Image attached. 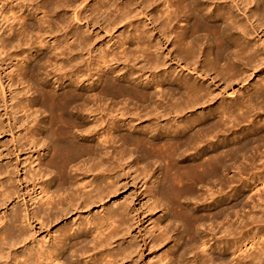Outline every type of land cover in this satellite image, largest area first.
<instances>
[{
    "label": "bare ground",
    "instance_id": "obj_1",
    "mask_svg": "<svg viewBox=\"0 0 264 264\" xmlns=\"http://www.w3.org/2000/svg\"><path fill=\"white\" fill-rule=\"evenodd\" d=\"M8 1L1 65L21 66L6 87L0 75L1 102L17 120L5 125L1 117L0 135L10 132L17 160L19 151L43 147L22 180L19 164L3 165L11 151L0 146V264H135L132 255L142 258L147 242L133 241L130 208L91 209L119 194L126 168L140 165L137 179L151 180L158 163L162 176L148 207L150 215L164 212L151 232L154 261L158 248L175 244L154 264H188L189 254L193 264H264V0ZM91 1L106 34L124 31L119 43L86 58L90 29L66 30V16L90 26ZM29 17L38 24H27ZM55 28L64 31L63 44ZM55 77L61 92L48 88ZM32 82L38 98L25 105ZM115 113L135 122L121 124ZM17 128L24 136L15 137ZM66 219L54 241L38 242L39 251L30 245L38 241L34 222L52 228Z\"/></svg>",
    "mask_w": 264,
    "mask_h": 264
},
{
    "label": "rangeland",
    "instance_id": "obj_2",
    "mask_svg": "<svg viewBox=\"0 0 264 264\" xmlns=\"http://www.w3.org/2000/svg\"><path fill=\"white\" fill-rule=\"evenodd\" d=\"M52 1H54V0H48V2H47V5H49L50 3H52ZM73 1H80V0H73ZM9 1L8 0H0V44H1V4H2V6H3V4H4V6L3 7H5L6 6V4L8 3ZM38 2H40V0H38V1H36L35 2V5L37 6V3ZM94 4V1H91V3L90 4H88V6H87V10H88V15H91L90 17L94 20V22L95 23H93V24H90V26H87L86 25V22L84 21L83 23H80V24H77V23H75L73 20H72V17H71V14H69V15H67L66 16V19H67V22L69 23L67 26H66V30H72V32H73V30L75 31V30H77V32H79V33H83V32H85L87 29L89 30L90 29V34L89 35H91V37L90 38H88L89 40H90V44H92V47H91V50L93 49V52H91V50H89L90 52H84V55H85V53H86V58H88L89 56H88V54H90V53H92V56L93 55H95V51L96 50H99L100 51V49H103L104 47H106V45H108L109 43H119L120 41H121V39L123 38V36H121V33H123V31H124V29H120V30H118V31H115L114 33H115V35L113 36V34L114 33H110L109 35L108 34H106L105 33V31L106 30H104L103 28H104V21H103V18H99V16H98V14H97V12H91L92 10H94V9H96V7L93 5ZM39 5H40V3H39ZM84 5H86V4H84ZM92 7V8H91ZM24 8V7H23ZM30 9H31V7L30 8H28V10H26L27 12V14H29V13H31V12H33V11H35V9L34 10H32L31 9V11H30ZM161 9V8H160ZM30 11V12H29ZM241 12V15L239 16L240 17V19H245V14H244V11L243 10H241L240 11ZM240 12H239V14H240ZM153 15L155 14V16L157 15L158 16V12H157V10L154 12H151ZM160 15V14H159ZM58 17L59 16H51L50 18H49V20L50 21H54L55 19H58ZM143 18V15H140V17L138 16V18ZM91 18H89V21H90V19ZM54 19V20H53ZM101 20V21H100ZM144 20V22L146 21L145 19H143ZM103 21V22H102ZM147 22V21H146ZM26 23L27 24H29V25H31L32 23L34 24V25H36V24H38V22L36 21V19H34L33 17H29L28 19H26ZM183 23V22H182ZM184 25H185V22L183 23ZM181 25V24H180ZM69 26V27H68ZM183 26V25H182ZM28 28V26H24V30H26V29ZM56 29V28H55ZM132 28H129L127 31H126V35L127 34H129V32L130 31H132L131 30ZM24 30H22V31H24ZM57 30V29H56ZM58 32H59V34H58V38H59V43L60 44H63V40H64V31H62L61 32V30L59 31V30H57ZM178 31H180V29H178ZM36 34V32L32 35V37H33V39L35 38V35ZM72 34V33H71ZM88 34L86 33V35H84V36H87ZM113 36V38L111 39V37ZM31 37V36H30ZM74 38V40L76 39L75 37H73ZM111 39V40H110ZM258 39V38H257ZM26 49H27V47H25ZM35 49V48H34ZM26 52H28V50H25ZM34 51H36V49L34 50ZM30 52V51H29ZM12 53V50H10L8 53H4V54H2V57L3 58H5L6 57V55H10ZM33 53H35V52H33ZM21 58H23V56H20L19 58H18V60H20ZM35 59H36V57H34V58H32L31 59V61L33 60V62L35 61ZM8 63H10V61H8ZM19 63H18V61H12L11 63H10V65L9 66H4V65H1V48H0V75H2V77H3V83H4V85H5V87L7 86V84L9 83V78H11L10 76H13L14 78H15V80H18L19 79V77L17 78V74H18V70L16 69V68H18L17 66H21V63L18 65ZM47 65V64H46ZM140 65L141 64H139V67H140ZM16 70H17V72H16ZM14 74V75H13ZM9 75V77H7ZM116 75V74H115ZM115 75H113V76H115ZM16 76V77H15ZM44 77H45V75H43ZM116 77V76H115ZM56 79H58V77H55V78H53V79H51L50 80V82H49V85H48V88L50 89V90H52V91H54V92H61V90L62 89H64L65 88V85L62 87V86H59V83H57V80ZM33 83V82H32ZM31 83V84H32ZM57 83V84H56ZM35 85H37L36 83H33L32 85H30V87H27L26 89H25V92H22V97H23V94L25 95V93H26V91H28V90H30V91H32V92H30L29 94H26L25 96H24V104L26 105V104H28V100L29 99H27V97L28 98H34V99H36V98H38V97H36V96H38V94L36 93V92H33V90H31V88L33 89V87H34V91L36 90L37 91V89L36 88H38V87H36ZM33 86V87H32ZM36 87V88H35ZM22 88V87H21ZM242 88V87H241ZM236 89V91L238 90V88H235ZM9 88L7 87V89H6V97H7V103L10 105L11 104V102H10V93H9ZM0 93H1V88H0ZM32 94V95H31ZM29 95V96H28ZM30 95H31V97H30ZM0 96H1V94H0ZM228 96L229 95H227V98H228ZM36 97V98H35ZM230 97V96H229ZM31 99V100H32ZM228 99H232V98H228ZM10 102V103H9ZM9 112V114L7 115L6 114V111H5V109H4V106H3V103L1 102V97H0V120H1V117L3 118V120H4V123H5V125H10V124H15V122H17V120H12V119H8V118H10V116H11V111H10V108L7 110V113ZM40 114H42V113H38L37 115L39 116V118L41 119V118H43L44 117V114H42V116L40 115ZM6 115V116H5ZM23 113H21V114H19L18 115V118H21V117H23ZM114 115H117L114 119H116L117 118V120H120V121H122L121 122V124L122 123H124V120L126 119L127 120V122L128 123H134L135 122V118L136 117H134V115H132V116H126L125 118H123V117H121V116H119L117 113H115ZM263 115V116H262ZM38 118V119H39ZM119 118V119H118ZM261 118L263 119L264 118V114H263V112H261ZM32 119V118H31ZM31 119H30V121L29 122H32L31 121ZM122 119V120H121ZM88 122V121H87ZM91 122V121H90ZM90 122H88V124H87V126L89 127V126H91V123ZM161 123H162V125L165 123V121H161ZM31 124V123H30ZM19 126V125H18ZM26 127H27V124H26ZM123 129H127V128H123ZM22 131L21 130H19L18 128L17 129H14V135H15V137L16 138H19V137H22V136H24V134L25 133H21ZM102 133V132H101ZM77 135L79 136L80 134H78L77 133ZM223 136V135H222ZM225 136V135H224ZM83 138L84 137H81V136H79V140L81 139V140H83ZM219 138H221L220 137V135H219ZM11 139H12V136L10 135V132L7 130L6 132H4L2 135H0V146H1V144L2 145H4V147H3V149L2 150H10L11 151V155H9V157H6L4 160H3V165L5 166H9V165H15V164H19V166H20V169H21V173H20V175H19V177L20 178H22V180H23V178H24V174H25V172L26 171H28V173H31L32 172V166H29V164H30V158H32L33 160H36V158H37V155L35 154V151L36 150H39V149H41L43 146H38L37 148H29V147H27L28 148V150L27 151H23L22 153H20V151L18 152V154H19V159L17 160L16 159V154H14V150H13V147L11 146L12 144H11ZM221 139H223V138H221ZM215 140H216V138H215ZM214 140V141H215ZM21 143H25V141L23 140ZM47 143V145H48V142H46ZM96 143H97V141H96ZM43 145V144H42ZM115 146V145H114ZM117 147L115 148V150L116 151H118V150H120V148H119V146H120V143H118L117 145H116ZM12 147V148H11ZM7 148V149H6ZM34 149H36V150H34ZM26 150V149H25ZM114 150V151H115ZM0 151H1V148H0ZM41 155L43 156H48V150H46L45 152H42L41 153ZM28 159V160H27ZM134 161H136L135 160V158L133 157L132 159H131V163H133L132 165H134ZM23 162H25L26 163V165H25V168L23 167ZM37 163L38 162H36L35 164H34V168L36 167V165H37ZM136 167L134 168L136 171H128V169L126 168V166H124V172L122 173V176H123V180H122V182H121V186H122V189L120 188V191H119V194L118 195H116V196H113V197H111V198H109V199H106L104 202H103V204H100V203H98V205H96V206H94V207H92V213H97V208L99 209L100 207H101V205H104L105 203L106 204H108V205H112V208H111V210H110V212L112 211H115L116 209H117V205H119L120 203H122V204H124V203H126V206L127 207H129L130 208V224H131V229H130V235L131 236H133L134 237V239H133V241H136L137 243H139L140 244V246H142V239L143 240H145L146 242H147V247L146 248H144V250H145V253H144V255H143V257L142 258H140V256H138V254L137 255H132V257H131V259H132V263H137V264H154V262L155 261H157V260H160L161 259V257L162 256H166L165 255V253H166V250H169L175 243L173 242V243H170V244H168V245H165V246H162V247H160V248H158L157 250H156V256H157V258L155 259V261H154V259H153V257H154V255L152 256V253H153V251H151V247L150 246H152V243H151V241H152V239H153V236H151V232H152V230L154 229V226H155V224H156V222L158 221V219L159 218H161V217H163L164 216V212H161L160 211V209H158L157 211H154L153 212V214H151L150 215V213H149V211H148V207H150L151 205H153L152 203H154V200H155V198H153L152 197V195H151V191L153 190V186L154 185H156L157 184V181H159L158 180V178L159 179H161L160 177L162 176V168L161 167H159V163L158 164H156L153 168H152V171L150 170V173H152V174H155L154 175V177L151 179V180H148V179H145V178H143V177H140V179H137L138 178V176L136 175V174H139L140 173V165L139 166H137V165H135ZM27 167V168H26ZM12 168V167H11ZM161 168V169H160ZM134 172V173H133ZM136 179V180H135ZM156 182V183H155ZM30 190H31V187L29 188ZM29 190V191H30ZM22 191L23 192H25L26 193V187H25V185H24V187L22 188ZM34 196H35V194H34ZM28 200H29V198H28ZM124 202V203H123ZM15 203L16 202H14L13 204L15 205ZM245 203H246V201H245ZM13 204H9L8 205V208H9V210H11L12 209V207H13ZM21 204V203H20ZM20 204H19V206H17V207H15L14 209H16V208H19L20 207ZM36 206H33V208L31 209L30 208V210H31V212H33V211H35L36 210ZM250 208V207H249ZM248 207H247V210L249 209ZM263 209H264V207H263ZM4 210V209H3ZM100 210V209H99ZM85 212V211H84ZM83 212V214L86 216V214H87V212H85L84 213ZM9 213H10V211H9ZM75 215V214H74ZM74 215H71V216H69L67 219L69 220V219H71V221H74L77 217H78V215L76 214V216H74ZM85 216H83V218L85 219L86 217ZM82 218V219H83ZM67 219L66 220H63V222H59L58 224H53V226H52V228H49L48 226H43V227H41V225L40 224H38L37 222H34L33 223V225H34V232L36 233V236H35V238H38V241H36L34 244H33V242H31L30 243V245L31 246H34L35 247V249H37L38 251L39 250H41V247H42V244L40 245V244H38V242L39 243H43V239L44 240H46V241H48L47 242V244L49 243V242H52V241H54L55 240V238H56V231L55 230H58V228H60V227H62L64 224H66V222H67ZM139 221V222H138ZM133 222V223H132ZM263 225H264V222H263ZM48 231L50 232V234H51V238H50V236H48L47 235V233H48ZM181 231H182V229H179L178 230V232L176 231L174 234L176 235V239L177 240H179L178 238H180L181 236H184L182 233H181ZM158 234V233H157ZM51 239V240H50ZM54 239V240H53ZM126 239L128 240V241H130V239H128V237H126ZM89 241H93V237L92 236H89ZM132 241V242H133ZM128 243H125V245H127ZM118 245H120V240H119V242H117V245H115L116 247L118 246ZM41 246V247H40ZM44 246H46V244H44ZM89 247H91V243H90V245H89ZM20 252H21V250H19L18 251V253L20 254ZM14 253V252H13ZM193 256H194V254H189L186 258V261L185 262H188V264H193V262H190L189 260H191V259H193ZM159 258V259H158ZM78 262L77 264H83V262L82 261H78V260H75V262ZM122 264H128L127 262H123ZM163 264H169V259H167L166 261H164V263ZM172 264H174V263H172Z\"/></svg>",
    "mask_w": 264,
    "mask_h": 264
}]
</instances>
